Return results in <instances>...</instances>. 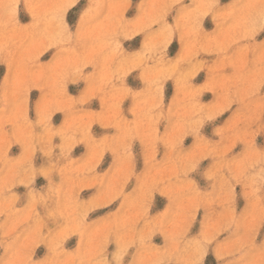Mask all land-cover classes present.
Returning a JSON list of instances; mask_svg holds the SVG:
<instances>
[{"label":"clouds","instance_id":"1","mask_svg":"<svg viewBox=\"0 0 264 264\" xmlns=\"http://www.w3.org/2000/svg\"><path fill=\"white\" fill-rule=\"evenodd\" d=\"M0 69V264H264V0H0Z\"/></svg>","mask_w":264,"mask_h":264},{"label":"rangeland","instance_id":"2","mask_svg":"<svg viewBox=\"0 0 264 264\" xmlns=\"http://www.w3.org/2000/svg\"><path fill=\"white\" fill-rule=\"evenodd\" d=\"M205 26H206V28H210V25L207 24V23H206ZM138 39H139V38H138ZM126 47H127V45H126ZM176 48H177V45L174 44L172 50L175 51ZM45 59H47V57H45ZM0 73H2V69H0ZM202 81H203V74H201V76L197 78L196 83H201ZM170 91H171V88H170V86H169V92H170ZM70 92L73 93V94H75V93H74V89H72V88H70ZM33 96H35V93L33 94ZM209 98H210V97L206 96V97H205V100L207 101ZM94 107H98V105H95V104H94ZM60 120H61V117L58 115L57 117L54 118V123H56V124L58 125L59 122H60ZM97 131H99V130L97 129ZM261 142L264 143V141H261ZM186 143H190V141H188V142H186ZM16 151H17L16 149H13V153H16ZM82 151H83L82 148H78V149L76 150V153H75V154L78 155V154H80ZM41 183H42V181H41ZM156 242L159 243V242H160L159 239H157Z\"/></svg>","mask_w":264,"mask_h":264}]
</instances>
